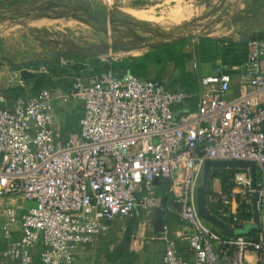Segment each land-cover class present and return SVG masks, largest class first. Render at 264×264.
<instances>
[{
	"label": "built area",
	"instance_id": "obj_1",
	"mask_svg": "<svg viewBox=\"0 0 264 264\" xmlns=\"http://www.w3.org/2000/svg\"><path fill=\"white\" fill-rule=\"evenodd\" d=\"M191 67L196 71L194 60ZM21 70L31 71L7 69L6 82L23 94L8 101L0 88V258L71 264L76 249L92 246L113 220L134 208H160L152 183L159 178L167 183L164 209L183 224L177 237L189 254L166 241L159 264H264V230L255 237L234 233L253 224L247 168H218L231 170L230 187L223 191L210 178L204 195L209 213L233 234L196 210L205 160H251L264 182V38L249 37L242 63L198 74L194 93L108 69L75 79L65 91L30 94ZM34 71L49 75L44 65ZM56 100L80 105L77 130L65 135L55 124ZM15 197L31 204L17 213L9 202Z\"/></svg>",
	"mask_w": 264,
	"mask_h": 264
},
{
	"label": "rangeland",
	"instance_id": "obj_2",
	"mask_svg": "<svg viewBox=\"0 0 264 264\" xmlns=\"http://www.w3.org/2000/svg\"><path fill=\"white\" fill-rule=\"evenodd\" d=\"M89 1L94 7L101 5L97 0ZM8 2L11 1L0 0L3 5ZM178 3L185 11L192 12V15L182 19L181 12L179 14L175 13V10L172 11L174 1L167 3H163L161 0L114 2L105 8L111 6L130 8L122 11L116 9L126 17H118L115 15L117 13L106 12L108 24L105 25L95 22L92 16L86 14L84 11H89L90 5L81 1L70 3L68 0H31L27 4L34 6L33 8L37 12L31 16H21L23 12L20 11L18 20L0 21V71H6L4 68L18 69L22 66L28 68L27 62H35L37 67L44 65L52 79L58 80L56 91H65L75 79H86L87 72L91 69V64L85 62L76 72L72 67L70 53L86 54L90 46L108 43L112 34L118 35L128 31L149 42L183 37L184 44L190 48V58L186 63L187 69H192L191 62L194 60L196 72L211 73L227 69L229 65L224 64L223 61L230 60L231 56H225L221 48L211 46L208 49V54L213 58L197 61L193 53L194 39L190 38V33L212 39L226 38L238 42L239 35L253 30L251 37L264 38V0H178ZM17 6L21 5L17 4ZM24 7L26 6L23 5ZM69 13L71 15L67 16ZM1 18H3L2 13L0 14ZM171 33H176V35L168 37ZM67 62H70L71 65L65 64ZM36 68L28 69L35 72ZM176 75L177 73L169 68L161 80L166 83L170 77ZM149 77L152 76L149 75ZM9 88L12 90L7 91V98H11L23 90L19 87L15 88L13 85ZM18 88L19 90H17ZM72 104L73 102L69 105ZM69 105L60 103L58 100L55 104L63 113L71 110ZM62 112H57L59 118L62 117ZM74 113H79V109L75 108ZM256 182L260 184L261 188L264 187L263 179L257 168ZM212 187L215 189L217 184H212ZM9 202L14 205L17 213L31 204L19 197H15ZM258 211L260 215L259 230H264L263 192L259 199ZM132 224L128 218L113 220L109 224L108 230L92 246L83 247L71 264H102L106 259V254L112 252L109 249L114 247L117 241L125 239L127 241L129 235L136 228ZM252 227L250 223H243L236 228L234 233L243 234L251 230ZM150 258L148 256L147 259L150 260ZM0 264H2L1 259Z\"/></svg>",
	"mask_w": 264,
	"mask_h": 264
},
{
	"label": "trees",
	"instance_id": "obj_3",
	"mask_svg": "<svg viewBox=\"0 0 264 264\" xmlns=\"http://www.w3.org/2000/svg\"><path fill=\"white\" fill-rule=\"evenodd\" d=\"M194 39L193 53L195 59L199 62L210 60L209 47L221 48L225 56H231L230 60L224 64L229 66L242 63L246 55V42H233L226 38H207L202 36H192ZM260 38V37H259ZM184 38L175 37L169 40H160L156 42H145L141 37L136 36L128 31L118 35L112 34L108 43L94 44L89 47L86 54L70 53L69 57L73 69L77 72L80 65L85 62L91 64V69L87 72L88 77L100 75L106 70L111 69L118 74L131 73L139 78H149L162 81V77L167 73L168 69H172L177 73L164 83L166 88H181L187 92L194 93L197 90V76L199 72L187 69L186 63L190 58V48L185 47ZM224 45V46H223ZM224 48V49H223ZM109 54L115 56V59H107L101 61L98 56ZM56 59V58H55ZM57 62V59H56ZM67 65L70 62L65 63ZM71 65V64H70ZM28 68H36L37 63L27 62ZM47 67H49L47 65ZM35 74L29 78H23L25 83L29 85V93L34 94L41 89H55L58 80L52 79V76L34 72ZM151 75L152 77H149ZM23 94V91L16 96ZM7 96V94H6ZM15 96V97H16ZM71 110L65 115L61 131L63 134L75 131L78 128V119L81 116V107L79 104L71 105ZM192 107V104L190 105ZM75 108L79 109V113H74ZM189 108V107H187ZM230 169H212L211 178H217L219 185L223 191H226L230 185L227 183L228 173ZM241 218L249 219L250 214L241 212ZM259 227H252L251 230L244 232V235L255 237ZM104 264H109L112 259L111 253L106 254ZM108 261V263H107Z\"/></svg>",
	"mask_w": 264,
	"mask_h": 264
},
{
	"label": "crops",
	"instance_id": "obj_4",
	"mask_svg": "<svg viewBox=\"0 0 264 264\" xmlns=\"http://www.w3.org/2000/svg\"><path fill=\"white\" fill-rule=\"evenodd\" d=\"M10 1L11 2H8V4H4V5L0 3V14L2 13L3 16V18H1L0 21L2 20L12 21L16 19L18 20L19 18L18 12L20 11L23 12L21 16H31L34 12H37V10L33 8L34 6H31V4H29L28 6L27 4L28 2H31V0H10ZM68 1L70 3L73 2L77 3L80 0H68ZM124 1L128 2L131 0H124ZM169 1H174V5L172 6L173 9L172 11L175 10L174 12L179 14L181 12L183 14L180 16L182 19H185L187 16L192 15V12L189 13L185 11V9H183L179 5L178 0H161V2L163 3H167ZM17 4H20L21 6H17ZM23 5H25L26 7L23 8ZM114 8L120 9L122 11L130 7H124V8L114 7ZM4 9L5 12H3ZM116 13L117 14L115 15H118V17H125L120 11ZM249 31L251 33L253 32V30H249ZM145 42H149V41H145ZM185 47L189 48V46L187 45ZM19 68H25V67L22 66ZM7 69L4 68V70L6 71ZM6 71H3L4 73L0 71V88H4L7 94L8 90H12V88H9L12 85H8L6 82L5 79ZM198 74H202V73H198ZM14 87L17 88L16 86ZM19 88L17 90H19ZM29 90H30L29 85L26 84V91L29 92ZM22 91L25 92L24 90ZM22 91L20 90V92ZM16 95L17 94L11 96V98H7L8 101H11ZM74 104L76 103L73 102L72 105ZM70 106L71 105H69V107ZM57 112L61 113L62 111L59 109L55 111V124L61 130L64 117L66 114L69 113V111L64 112L65 114L62 112L61 118L58 117L59 115H57ZM152 183L155 185V191L158 192L162 197V206L157 209H146V210L134 208L129 216L123 217L130 219L133 223L132 224L133 227L135 226L136 228L129 235L127 241L126 239L117 241L115 243V246L109 249L110 251H112L108 253V254L111 253L112 256V259L110 260L109 264H159L161 253L163 251L164 244L166 241L174 242L178 247L179 254L186 259L189 258V254L186 250V244L182 241H179L177 237V234L183 231V224L180 222L179 218L175 213L166 211L164 209V204L168 202V198L166 196V184H167L166 180L153 178ZM214 183L217 184V182H213V184ZM218 186L219 185L217 184V187L215 189H217ZM83 247L87 248L89 246L84 245L81 248H77L75 256H77L80 253ZM148 256L151 257L150 260L147 259ZM0 259L2 264H12L6 260H3L2 258ZM104 262L102 264H104Z\"/></svg>",
	"mask_w": 264,
	"mask_h": 264
},
{
	"label": "water",
	"instance_id": "obj_5",
	"mask_svg": "<svg viewBox=\"0 0 264 264\" xmlns=\"http://www.w3.org/2000/svg\"><path fill=\"white\" fill-rule=\"evenodd\" d=\"M82 3L88 4L89 11H84L89 16H92L95 22L108 24L106 8L104 5L94 7L89 0H80ZM71 14H67L70 16ZM110 15V14H109ZM97 16L98 18H94ZM174 34H169L168 37H172ZM176 35V34H175ZM192 36H200L196 33H190ZM251 36V32L248 31L245 34L238 36V42L244 43ZM23 78L32 77L35 73L29 70H21L20 72ZM216 168H247L250 177V188L253 189V194L251 196V209H252V226L254 228L259 227L260 215L258 211V201L260 197L261 186L256 182V165L255 162L251 160L244 159H229V160H205L202 165L200 184L196 189V210L198 215L204 219L207 223L219 229L221 233L231 235L233 234V229L229 228L227 224L223 223L220 219L216 218L213 214L209 213L206 208L205 194L209 191V181L211 178V170Z\"/></svg>",
	"mask_w": 264,
	"mask_h": 264
},
{
	"label": "bare ground",
	"instance_id": "obj_6",
	"mask_svg": "<svg viewBox=\"0 0 264 264\" xmlns=\"http://www.w3.org/2000/svg\"><path fill=\"white\" fill-rule=\"evenodd\" d=\"M106 11L108 12V13H116V12H118L117 10H116V8H114V7H107L106 8ZM125 16V15H124ZM126 17V16H125ZM195 27V26H194ZM201 27V26H200ZM210 32V31H209Z\"/></svg>",
	"mask_w": 264,
	"mask_h": 264
}]
</instances>
